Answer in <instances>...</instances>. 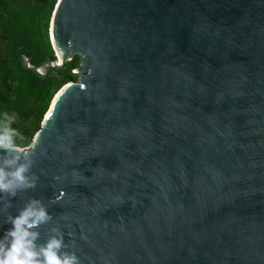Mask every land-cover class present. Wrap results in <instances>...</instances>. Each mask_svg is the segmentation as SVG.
I'll return each mask as SVG.
<instances>
[{
  "label": "water",
  "instance_id": "water-1",
  "mask_svg": "<svg viewBox=\"0 0 264 264\" xmlns=\"http://www.w3.org/2000/svg\"><path fill=\"white\" fill-rule=\"evenodd\" d=\"M49 35L56 60L20 46L22 67L79 56L78 80L33 138L36 186L0 194V234L37 198L36 244L58 228L81 264H264V0H58Z\"/></svg>",
  "mask_w": 264,
  "mask_h": 264
},
{
  "label": "trees",
  "instance_id": "trees-1",
  "mask_svg": "<svg viewBox=\"0 0 264 264\" xmlns=\"http://www.w3.org/2000/svg\"><path fill=\"white\" fill-rule=\"evenodd\" d=\"M58 0H0V115H14L11 127H24L23 140L17 144L32 143L54 96L68 83L78 80L74 70L80 64L75 56L58 73L41 80L22 67L16 52L30 57L34 65L56 60L49 28ZM40 127L34 133L31 130Z\"/></svg>",
  "mask_w": 264,
  "mask_h": 264
},
{
  "label": "clouds",
  "instance_id": "clouds-1",
  "mask_svg": "<svg viewBox=\"0 0 264 264\" xmlns=\"http://www.w3.org/2000/svg\"><path fill=\"white\" fill-rule=\"evenodd\" d=\"M13 122L14 115H0V152L5 154L0 160V194L10 197L16 196L18 191L34 188L37 180L35 174H31L35 142L17 144L15 138L23 140V137L11 127ZM9 152L14 154L11 158L7 157ZM50 220L46 205L37 198L29 199L15 215H9L5 223L10 227L0 234V264H81L77 253L66 249L64 234L58 228L50 229L52 235L45 243L36 244L37 229Z\"/></svg>",
  "mask_w": 264,
  "mask_h": 264
},
{
  "label": "rangeland",
  "instance_id": "rangeland-1",
  "mask_svg": "<svg viewBox=\"0 0 264 264\" xmlns=\"http://www.w3.org/2000/svg\"><path fill=\"white\" fill-rule=\"evenodd\" d=\"M41 125H42V122L40 124V127H41ZM40 127H38V125H36L35 128L33 127L31 130H33L34 133H36V130L39 129ZM12 128L17 129L19 131V133L21 134V132H22V130H23L24 127H21V125H16L15 124L14 126H12Z\"/></svg>",
  "mask_w": 264,
  "mask_h": 264
},
{
  "label": "bare ground",
  "instance_id": "bare-ground-1",
  "mask_svg": "<svg viewBox=\"0 0 264 264\" xmlns=\"http://www.w3.org/2000/svg\"><path fill=\"white\" fill-rule=\"evenodd\" d=\"M60 60V59H59ZM56 96H57V94L54 96V98L52 99L53 101L55 100V98H56ZM49 110V109H48Z\"/></svg>",
  "mask_w": 264,
  "mask_h": 264
}]
</instances>
